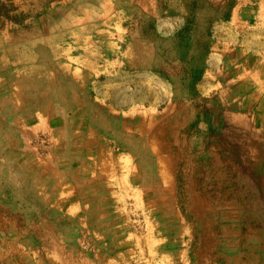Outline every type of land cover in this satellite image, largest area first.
I'll return each mask as SVG.
<instances>
[{
  "label": "rangeland",
  "instance_id": "374dc122",
  "mask_svg": "<svg viewBox=\"0 0 264 264\" xmlns=\"http://www.w3.org/2000/svg\"><path fill=\"white\" fill-rule=\"evenodd\" d=\"M107 4L105 0H0V201L21 207L22 214H47L58 232L80 236L90 254L103 250L106 241L102 240L108 238L104 226L86 227L75 220L64 225L57 212H45L38 190L46 180L35 181L40 171L18 141L30 130L38 154L44 155L48 141L58 138L64 143L66 159L86 162L90 169L93 160L88 150L95 153L97 143L111 140L116 145L114 156L124 160L117 162V170L126 165V174L135 173L127 184L116 177L112 184L129 188L142 180L136 166L130 169L127 164L128 159H135L134 164L148 168L152 175L149 187L164 186V194L149 197V209L136 204L140 199L127 201L130 225L124 230L150 237L142 244L133 242L135 251L143 253H137L132 264H254V254L264 258V145L248 144L244 138L252 136H243L222 119L220 128L206 133L219 140L216 148L226 157L227 168L211 166L207 148H193L187 139L188 118L180 122L174 112V105L182 108L194 99L191 104L205 121L212 114L207 100L198 96L202 78L193 87L191 75L199 68L204 76L207 68L200 63L210 56L212 27L231 12L233 1L111 0L109 9ZM95 8L101 12L93 15ZM191 12L195 18L192 40L180 43L176 35L185 28ZM259 27V36L251 32L246 37L250 65L237 71L224 68V74L241 76L230 84L240 97L236 109L259 106L258 122L264 125V21ZM84 59L89 63L83 68ZM96 60L100 70L92 65ZM81 74L89 81L82 82ZM108 92L110 99L105 97ZM96 95L99 99L95 100ZM143 104L154 110L158 107V115L150 113L148 118L161 122L159 127L149 125L148 136L140 115L128 117L131 131H127L125 117L110 115L108 110V105L130 109ZM195 188L201 192L200 200ZM256 189L258 201L253 196L249 199ZM245 200H253L250 206L256 209L229 208ZM157 203L159 210L154 209ZM32 206L38 209H27ZM90 214L94 224L105 222L99 217L101 212ZM124 230L116 234L121 241L127 237ZM153 234L164 241L154 245ZM90 238L101 240L103 246Z\"/></svg>",
  "mask_w": 264,
  "mask_h": 264
},
{
  "label": "crops",
  "instance_id": "0c3cea01",
  "mask_svg": "<svg viewBox=\"0 0 264 264\" xmlns=\"http://www.w3.org/2000/svg\"><path fill=\"white\" fill-rule=\"evenodd\" d=\"M209 1L219 4L229 2V0ZM232 1L230 17L227 20L224 18L220 19L222 21L216 22L212 27L211 32L214 33V38L211 53L203 64L207 69L197 86L198 96L207 100L206 102L207 104L209 103L212 114L205 121L202 114H200V110L192 105L195 101L194 99H190L189 103L185 100L187 106L183 105L184 107L182 108L176 107L177 104L174 105V112L180 122L186 121L188 118L187 139L193 144V148L197 147L204 150L207 148L211 166L215 164L222 169L223 165H225L224 169L227 168V161L222 152L220 153L221 149L216 148L219 146V140L207 137L206 133L211 129L220 128L219 123H222V119L226 125L238 133H242L243 136H252L250 139L244 138V140L248 141V144L252 146L264 145V139L262 141L261 138L262 135L264 136V125L258 122L261 116L259 106L255 107L252 104L241 111L236 109L238 104H241L238 102L240 97L235 92L236 87L234 85L231 87L230 84H236L241 79V76L236 75V73L234 75L224 74V68L234 67L236 70L237 68L250 65V58L247 57L250 51L246 47V42L248 41L246 37L250 36L251 32L252 35L256 33L257 36L262 32L259 24L264 21V0ZM105 3H108L107 9H109L111 0H105ZM142 8L146 10L145 7ZM93 10V15H96L97 11L101 12L100 9L95 8ZM89 11H87V15H89ZM230 55L236 56V58H230ZM82 61L80 65L84 68L85 62H89L86 59ZM96 62L97 60L92 65L96 68L100 67L99 63L97 64ZM98 70L100 69L98 68ZM98 72L100 76V71ZM98 75L95 77H99ZM79 78H81L82 82L89 81V77L84 74H81ZM95 80L97 79H94V82H96ZM110 95V92H108L105 97L110 99ZM95 98L99 99L97 95ZM108 110L110 115H123L125 117L124 129L127 131H131L128 117L132 113L140 115L142 117V130L146 136L149 135V130H151L149 125L156 124L159 127L161 123L155 118H148L150 113L156 112L158 115V107L154 110V108H149L146 104L137 105L135 108L130 107V109H115L108 105ZM193 124H195L194 128H192ZM185 125L183 124V127ZM179 129L183 128L180 127ZM198 134H203L204 138L198 137ZM30 135L31 131L29 130L27 137L22 142L19 140L18 145H23L24 149L28 150L31 164L40 171L39 177L35 181L46 180L45 185H42L38 190L43 204L42 207L46 210L45 212H57L60 220L63 221L61 224L64 225H68V222L75 220L86 227L104 226L103 232L108 231V234H106L108 238H104L102 242L106 241L105 246L107 244L110 248L104 246L103 250L98 248L90 254L81 245L83 239L80 236L74 238L69 231L65 233L58 232L56 225L47 214H40L39 217L34 214H22L21 207H16L10 204V201L6 203L3 200L2 202L0 201V264H101L99 259L106 260L108 264H121L122 260H124L125 264H132L133 257L137 253H143L142 250L135 251V244L147 242L150 237L148 235L136 236L132 234L131 230H124L126 226L130 225V219L126 217L128 211L127 201L133 197L136 201L140 199L136 204L141 203V208L149 209L151 207L149 205V197L152 196L150 198H153L159 193L164 194L162 183L149 187L147 182L152 175L149 173L148 168L144 169L142 165L134 164L135 159H128V166L131 169L132 164L133 166L135 165L136 170L140 171L139 177L142 180L136 182L135 185L130 184L129 188H122L114 183L112 184L111 180L113 177L127 184V182H131L132 175H135V173L126 174V165L119 166L121 170H117V162L119 161L120 163L124 160L122 158L117 160L114 156L116 145H112L113 142L111 140L106 141L104 144L97 143L96 147L99 149L95 150V153L88 150L92 156L90 159L93 160V167L90 165V169H88L86 162L73 163L66 159L63 148L64 143H61L62 140L58 138H52L48 141L50 146L47 153L44 155L38 154L37 147L39 146L33 144L34 139ZM12 143L15 146L14 139H12ZM127 157L125 156V160ZM175 179L176 176H173L174 184L176 183ZM193 187V183L190 182L189 189L192 192L194 190ZM0 193L2 194V191ZM253 193L249 196V199L253 196L254 200L256 198L258 201L257 197L260 196L259 189L254 190ZM194 194L200 200L201 192L198 188H195ZM119 196H124V198ZM114 197L117 198L115 199ZM251 203L252 205L255 204L253 200H245L243 204H238L240 206L229 208L246 210L247 208L250 209ZM222 204L226 205L225 202H222ZM156 205L157 207L154 209L159 210L161 208L159 203ZM251 208L256 209L255 207ZM27 209L35 211L38 208L32 206ZM93 210L102 213L99 217L105 220L103 224L97 225L92 222L94 215H91L90 212ZM117 213H119V216ZM123 219L124 222L121 221ZM123 230L124 235L127 237L121 241V237H116V234ZM92 232L100 234L101 231L93 230ZM157 235L159 234H153L151 241L158 246L159 243L164 241V238ZM89 240L102 245L101 240H94L93 238ZM71 243H74V245H71ZM111 247H114V249H111ZM105 249H108V251ZM143 257L145 258L144 255H142ZM253 258H255L254 264H264V258L260 254H254Z\"/></svg>",
  "mask_w": 264,
  "mask_h": 264
},
{
  "label": "trees",
  "instance_id": "16d2710c",
  "mask_svg": "<svg viewBox=\"0 0 264 264\" xmlns=\"http://www.w3.org/2000/svg\"><path fill=\"white\" fill-rule=\"evenodd\" d=\"M230 6L232 7V5H230ZM191 13H192L191 17L187 18L185 28L176 35L179 38H181L180 43L183 42L185 44L186 42L189 43L190 40H192L191 27L193 25V21L195 20V18L193 15L194 12H191ZM229 17H230V12H226V14L224 15V19L227 20ZM185 54H187V53H185ZM200 66L203 67L202 62L200 63ZM191 76H192L191 85H193V87H194V85L197 84L201 80V78L203 76V70L198 68L196 71H194V73Z\"/></svg>",
  "mask_w": 264,
  "mask_h": 264
}]
</instances>
